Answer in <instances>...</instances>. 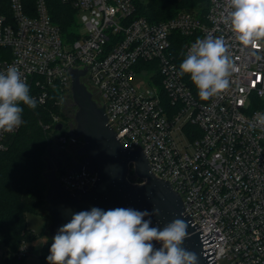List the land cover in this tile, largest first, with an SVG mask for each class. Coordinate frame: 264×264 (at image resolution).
Listing matches in <instances>:
<instances>
[{
	"label": "built area",
	"instance_id": "1",
	"mask_svg": "<svg viewBox=\"0 0 264 264\" xmlns=\"http://www.w3.org/2000/svg\"><path fill=\"white\" fill-rule=\"evenodd\" d=\"M60 1L76 11L78 28L85 29L70 42L53 22L47 0H35L34 14L21 0H0V72L17 66L29 95L41 104L52 90L60 92L71 121L56 136L58 147L83 145L82 138L70 136L76 128L71 71L85 70L80 81L105 107L124 148L142 150L152 173L180 194L197 230L215 235L217 242L204 249L216 247L218 264H264V126L255 124L264 113V59L252 54L264 56V46L241 48L223 22L232 10L226 0H208L203 17L181 11L159 22L137 17L134 0ZM209 33L224 37L239 70L227 90L204 101L179 66L191 45ZM140 74L148 75L145 84L136 83ZM66 101H72L68 111ZM58 124L63 130L53 116L51 125ZM19 129L0 130V151ZM57 177L71 192L91 188L97 179L84 169L61 170ZM27 252L22 245L17 259ZM2 259L0 244V264Z\"/></svg>",
	"mask_w": 264,
	"mask_h": 264
},
{
	"label": "clouds",
	"instance_id": "2",
	"mask_svg": "<svg viewBox=\"0 0 264 264\" xmlns=\"http://www.w3.org/2000/svg\"><path fill=\"white\" fill-rule=\"evenodd\" d=\"M226 4L232 10L223 22L241 48L264 46V0H226ZM252 54L258 61L264 59L256 51ZM179 67L180 75H190L204 101L227 90L230 77L239 70L224 37L211 33L191 45ZM21 102L31 109L37 106L19 68L10 65L0 72V130L11 132L21 125ZM255 124L264 126V113L256 115ZM152 215H159V209L150 213L94 207L75 213L53 237L48 264H198L196 253L181 246L189 235L185 220L174 219L161 229L150 227ZM153 240L162 242V247L154 249Z\"/></svg>",
	"mask_w": 264,
	"mask_h": 264
},
{
	"label": "water",
	"instance_id": "3",
	"mask_svg": "<svg viewBox=\"0 0 264 264\" xmlns=\"http://www.w3.org/2000/svg\"><path fill=\"white\" fill-rule=\"evenodd\" d=\"M85 70H72V100L76 108L74 114L75 132L70 136L82 138L83 145L76 151V156L68 160L63 171L78 173L82 169L95 174L96 182L91 188L83 187L74 192L61 185L55 168L48 175L46 193L47 213L51 219L49 232L55 236L58 229L68 223L72 215L81 211L99 208L104 211L115 208H132L138 211L152 212L159 209V215L150 217V227L163 228L180 218L188 224L189 235L181 245L190 252H195L198 264H218L215 246L204 249V245L217 242L212 231L203 234L184 214V204L170 182L156 177L147 157L142 150H129L121 144L116 132L108 123L105 107L94 100L92 93L80 77ZM61 131L62 124L56 126ZM133 167L135 178L145 179L143 183L130 180L129 172ZM144 219H149L145 217ZM154 249H159L160 241H151Z\"/></svg>",
	"mask_w": 264,
	"mask_h": 264
},
{
	"label": "trees",
	"instance_id": "4",
	"mask_svg": "<svg viewBox=\"0 0 264 264\" xmlns=\"http://www.w3.org/2000/svg\"><path fill=\"white\" fill-rule=\"evenodd\" d=\"M21 1L34 14L35 0ZM47 3L50 16L62 30L65 40L77 39L76 11L60 0H47ZM134 4L135 15L150 22L172 18L181 11L195 12L203 17L208 9V0H134ZM183 60L181 57V63ZM188 79L198 96V89L189 74ZM61 100L60 92L52 90L44 104L36 100L35 109L21 102L18 105L23 109L20 129L8 137L7 148L0 151V244L4 264H21L24 259L19 261L16 257L19 248L24 244L28 248L37 239L27 225V215L42 214L39 209L46 204L48 190L44 176L46 159L51 155L56 136L64 135L68 129L67 122L71 121L70 114L62 109ZM53 116H59L64 124L60 132L51 125ZM47 125H51L50 129L46 128ZM72 158L68 157L69 160ZM52 242L53 237L48 238L41 248L42 264H48L46 257L50 254Z\"/></svg>",
	"mask_w": 264,
	"mask_h": 264
},
{
	"label": "rangeland",
	"instance_id": "5",
	"mask_svg": "<svg viewBox=\"0 0 264 264\" xmlns=\"http://www.w3.org/2000/svg\"><path fill=\"white\" fill-rule=\"evenodd\" d=\"M76 30L81 35L85 34V29L82 27L80 28L77 27ZM147 80H148V75L140 74L138 75V80L136 81V83L139 84L140 82H142L143 84H145ZM141 87L144 88V85H141ZM66 105H67L66 110L68 111L71 103H69V101H66ZM81 144L82 143L70 144L67 147V151H64L58 147L57 140H55L51 148V155L48 156V158L46 159V168H45L44 176L47 182H48V175L51 173L52 168H55L57 172L63 170L62 167L69 160L68 157L70 156L75 157L76 151L81 146ZM129 178L131 181L138 182V180L135 179L132 170H130L129 172ZM47 208H48V204L46 203L39 209L42 214L29 213L27 215V225L37 235V239L31 245H28L27 256L24 258L21 264H42V261L40 259L41 248L46 242V240L52 237L49 232L51 219L47 213ZM221 264H226V261H222Z\"/></svg>",
	"mask_w": 264,
	"mask_h": 264
}]
</instances>
